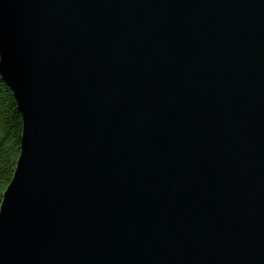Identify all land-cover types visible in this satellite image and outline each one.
<instances>
[{"label": "water", "instance_id": "obj_1", "mask_svg": "<svg viewBox=\"0 0 264 264\" xmlns=\"http://www.w3.org/2000/svg\"><path fill=\"white\" fill-rule=\"evenodd\" d=\"M0 77V264H264V0H0Z\"/></svg>", "mask_w": 264, "mask_h": 264}, {"label": "trees", "instance_id": "obj_2", "mask_svg": "<svg viewBox=\"0 0 264 264\" xmlns=\"http://www.w3.org/2000/svg\"><path fill=\"white\" fill-rule=\"evenodd\" d=\"M22 117L11 89L0 77V203L20 150Z\"/></svg>", "mask_w": 264, "mask_h": 264}]
</instances>
